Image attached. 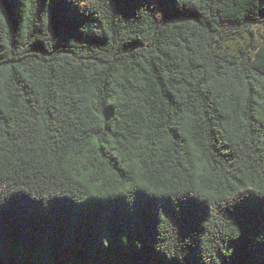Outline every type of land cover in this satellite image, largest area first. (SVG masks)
Masks as SVG:
<instances>
[{
    "label": "trees",
    "instance_id": "obj_1",
    "mask_svg": "<svg viewBox=\"0 0 264 264\" xmlns=\"http://www.w3.org/2000/svg\"><path fill=\"white\" fill-rule=\"evenodd\" d=\"M137 2L0 0V264H264V0Z\"/></svg>",
    "mask_w": 264,
    "mask_h": 264
},
{
    "label": "snow or ice",
    "instance_id": "obj_2",
    "mask_svg": "<svg viewBox=\"0 0 264 264\" xmlns=\"http://www.w3.org/2000/svg\"><path fill=\"white\" fill-rule=\"evenodd\" d=\"M113 4L115 7L119 9H135L140 6V3L137 2V0H121L119 4L115 3V0H113ZM153 8L157 9L165 14L168 12L174 10L176 8V0H153ZM184 197H177L178 201L185 200ZM194 202V201H192ZM165 214L168 215L174 223H176L178 226L181 225L182 221H186L190 217H193L196 222V214L197 209L194 207H190L189 203H179L178 206L166 210L164 209ZM163 222L162 220L160 221ZM139 245L144 247L143 241H139Z\"/></svg>",
    "mask_w": 264,
    "mask_h": 264
},
{
    "label": "rangeland",
    "instance_id": "obj_3",
    "mask_svg": "<svg viewBox=\"0 0 264 264\" xmlns=\"http://www.w3.org/2000/svg\"><path fill=\"white\" fill-rule=\"evenodd\" d=\"M249 27L254 30L259 40L261 41V44L264 46V26L262 24L250 22Z\"/></svg>",
    "mask_w": 264,
    "mask_h": 264
}]
</instances>
